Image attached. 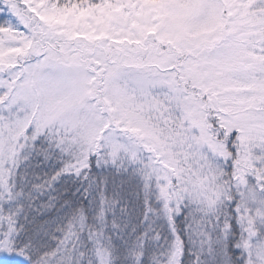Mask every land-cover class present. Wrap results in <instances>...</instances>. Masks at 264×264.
I'll use <instances>...</instances> for the list:
<instances>
[{
	"label": "snow or ice",
	"instance_id": "obj_1",
	"mask_svg": "<svg viewBox=\"0 0 264 264\" xmlns=\"http://www.w3.org/2000/svg\"><path fill=\"white\" fill-rule=\"evenodd\" d=\"M0 264H264V0H0Z\"/></svg>",
	"mask_w": 264,
	"mask_h": 264
}]
</instances>
